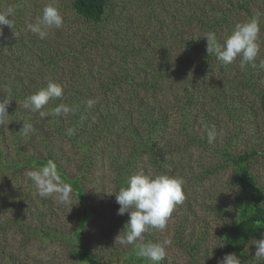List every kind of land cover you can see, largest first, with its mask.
<instances>
[{
	"label": "rangeland",
	"instance_id": "374dc122",
	"mask_svg": "<svg viewBox=\"0 0 264 264\" xmlns=\"http://www.w3.org/2000/svg\"><path fill=\"white\" fill-rule=\"evenodd\" d=\"M48 4L57 7L67 23L59 29H50L42 40L32 34L27 25L34 23ZM109 4L111 18L99 25L103 40L98 45L92 42L96 31L94 25L82 23L81 19L73 16L69 0H20L21 12L18 10L12 17L13 28L3 27L0 70L5 68L6 58H15L18 60L14 62L13 70L3 72L13 71L14 75L34 82L31 94L46 87L49 81L63 89V96L51 100L52 103L49 101L43 111L55 103V107L64 103L72 110L75 108L72 102L74 86L67 88L64 80L50 79L48 55L54 47L64 45L84 49L83 58L96 61L93 73L98 69L97 75L100 79L104 77L106 88L115 87L113 94L107 92L105 95L100 87H96L95 77L85 75L74 79L76 94L79 92L75 98L96 101L89 108L91 115L97 117L98 112L94 110L98 107L100 111L106 110V100L110 102L108 107L114 105L113 99L121 105L108 108L111 116L106 131L100 128L101 124L94 122L89 124L96 128L87 126L81 131L83 138L95 139L88 144L86 152H75L70 151L65 132H58V129L61 132L63 128H70L74 111L66 116L58 115L60 123L49 124L39 113L24 108L25 99H7L10 100L9 114L25 109L31 118L22 120L23 125L31 124L32 131L25 135L23 131L15 130L21 126L17 120L5 125L6 131L1 135L5 143H0L5 159L13 161L19 155L40 157L52 154L54 162L68 177L83 172L86 179H83L85 190L81 200L72 189L71 203L59 204L54 197L42 198L37 194L26 176V171L36 170L35 166L22 167L18 172L5 169L4 178L0 179V264H76L75 248L63 236L78 224L82 214L80 202L87 206L90 217L85 223L82 241L96 257L101 260L115 258L114 262L119 264L121 258L117 259L120 257L117 254L123 257L129 249L135 251L132 245L115 243L116 236L120 232L124 234L123 228L130 217L129 213L117 215L119 205L115 194L111 193L122 187L117 171L120 165L125 164L128 152L134 150L135 144L146 140L158 147L157 151L165 154L166 160L171 162L162 165V175L184 180V200L175 206L165 229H149L144 234V242L162 244L169 241L165 245L166 257L159 262L161 264H194L193 259L196 264H215L223 255L222 227L236 213L232 201L237 193L234 171L217 155V150L227 141L232 142L231 153L234 155L251 149L259 150L248 163L256 183L264 190V111L260 109L259 96L243 82L251 74L255 90L264 91V68L259 67V61L264 59V0H110ZM9 6L16 9L17 0H0L2 11ZM250 19H255L260 27L257 39L259 54L254 62L241 67L240 57H237L231 64L223 65L215 54L208 55L207 40L202 37L206 32H213L217 44L222 47L236 25ZM72 32H79L75 46L61 37L63 33L70 36ZM13 35L12 41L21 43L20 46L12 48L13 43L9 47V42L3 41ZM122 37L120 44L122 46L124 41L122 52L125 53L121 54V49H115ZM187 40L193 44L185 46L184 41ZM140 49V54L131 53V50ZM150 53L155 56L158 68L168 66L169 71L164 74L170 75L164 79L166 87L161 89L163 91L159 90L158 83L154 90L140 94L139 103L135 94H130L129 81L123 78L131 77L134 84L139 82L140 76L158 73L154 63L150 66L144 61ZM116 54H120L119 59ZM41 60H45L43 68L42 63L38 64ZM60 62L70 65L73 61L65 58ZM203 63H208L206 69L202 68ZM176 71L186 73L191 84L203 83L204 98H197V106L195 103L184 114L186 109H181V105L187 100L183 98L187 92L182 87L185 83L182 86L177 84L179 75ZM117 78L120 80L116 81ZM149 107L156 110L147 111L149 114L145 115V108ZM90 112L82 111L78 118L87 121ZM160 114L162 118L158 119ZM46 125L51 129L48 133ZM81 127V124L74 126L79 131ZM206 131L215 134L212 143L205 139L208 145L203 147L201 141L200 144L192 141L194 137L202 139ZM43 138L49 142L44 144L41 142ZM148 154L147 151L138 152L134 166L125 173L127 178L138 172L148 176L160 175ZM85 155L87 162L83 163ZM12 202L21 204L19 215L14 216L15 222L11 221L15 215ZM44 228L50 231V236L37 234ZM261 238L264 234H255L245 245L247 254L257 264H264V260L255 257L256 245L253 243ZM125 264L140 263L130 261Z\"/></svg>",
	"mask_w": 264,
	"mask_h": 264
},
{
	"label": "trees",
	"instance_id": "16d2710c",
	"mask_svg": "<svg viewBox=\"0 0 264 264\" xmlns=\"http://www.w3.org/2000/svg\"><path fill=\"white\" fill-rule=\"evenodd\" d=\"M19 1L20 0H17V6L19 7V9L17 7L16 12L18 10L19 12H21ZM69 1L71 3L70 12L72 13L73 16L81 19L82 23L94 25V28L96 31L92 39L93 44L98 45L99 43H101L100 40H103V39L101 35L102 32L99 30L100 28L99 25H101L103 22H106V20L111 18L110 17L111 8L109 4L110 0H69ZM0 11H2V9ZM65 23H67V20L65 19V17H63V24ZM78 33L79 32H74V33L72 32L71 34H69L70 36H68V34L63 33L61 37H64L66 40H68V42H70L72 45L75 46L77 44L76 36ZM14 38L15 36L13 35V36L6 38L3 41L9 42L8 43L9 47L13 43L12 48L20 46L19 44L21 43L12 41L14 40ZM123 38L124 37L120 38L121 40L116 45L117 49H115L116 51H120L121 49L120 51L121 54L125 53V52H122L124 41L122 43V46L120 44ZM184 42L186 43L185 46L193 44V41L191 40H187ZM113 43L115 44V42ZM0 44H1V41H0ZM133 52H137L138 54H140L141 49L137 51L131 50V53ZM84 53H85L84 49H81L80 47L74 48L71 45H64L63 47H58V46L54 47L48 55V59L50 62V74H51L50 79L51 80L60 79V81L64 80L65 86L67 88L74 86L72 90V92H74L73 95H75L73 97L74 101L70 98L75 105V108L73 107L75 109V110L73 109L74 116H73L72 121L70 122V128L73 129V134L71 136L67 135L66 134L67 129L64 130V128L62 129L61 132L58 129V132L60 134H62V132H65V135L68 137L70 151H75V152L76 151L86 152L87 151L86 147H88V144L91 143L95 139V137L87 139V138H83L82 136V132L87 126L96 128L94 125H90L89 123L92 124V122H94L97 125L101 124L100 128L103 131H106L108 129L107 122L109 121L110 116H111V110H108V108L110 109V107L121 105V104H117L115 100L113 99L114 105H111L110 107H108L110 102L106 100L104 107H107V109L100 111L98 107L96 110H94V112H98V115L95 118L93 115H91L92 112H90L89 107H87V101L89 99L87 100V98H75L76 95L79 94V92H77L76 94L75 89H77V85L74 79L76 77L78 78L84 77L85 75L95 77L94 83L96 87H100L103 90L102 93H104L105 95L107 92H109L110 94L111 93L113 94V92L115 91V87L106 88L107 83L103 82L104 77L100 79V76L97 75V72L99 71L98 69L94 70L96 71V73H93L92 68L94 67V62L96 61L94 58L93 59L87 58V57L83 58ZM119 55L116 54L118 59L120 58ZM65 58H67L68 61L70 62L73 61V62L70 65L60 62V60L62 61V59H65ZM153 58H155V56L152 53H150L148 56H146V60L144 61L147 62L150 66L152 65V63H154V67H155L154 69L158 73H155L153 75L151 73L146 74V76L144 77L140 76V78H138L139 82L134 83V84H133L131 77L126 78L125 76L123 78L124 80L127 79L129 81L128 82L130 84L129 89H131L130 94L134 93L135 97L137 98V102L139 103L141 101V99L138 100V98H140V94H145L146 91L154 90L156 88L154 87V85L160 83L158 84L159 90L163 91L161 89L166 87V83L164 79L165 77H168V75H170V73L166 75L164 74V72L169 71L168 66L164 65L162 68H158L156 58L155 59ZM17 60L18 59H15V58H12V59L6 58L5 59L6 66L4 69L0 70V90H2V92H0V94H2L0 95V100L10 99L12 101H19L20 99H25V97H28L29 95H31L30 92L33 90V86L35 85L34 82H32L31 80L23 79V76L21 75L19 77L17 75H14L13 71L8 74H4V72H9L13 70L14 62ZM3 61L4 60H2V62ZM40 63H42V68H43L45 65V60H41L38 62V64ZM207 65L208 63H203L202 68L206 69ZM121 67L123 68L124 65ZM175 73L179 75L177 84H180L182 86L185 83V86H182V87L186 89V92H187L186 93L187 95L183 97V98H186L187 100H185L183 104L181 105V109H186V111L183 112L184 114V113L189 112L190 109H192L193 106H195V103L198 102L197 98H204L205 95L202 93L203 83L198 82L199 85L191 84L190 82L187 81V79L189 78L186 76V73H183L182 71H176ZM146 77L149 79H147ZM246 79L247 80H243L245 87L252 89L259 96L260 109L264 111V91L255 90L254 85L251 84V74H248ZM21 80H24L25 82H22ZM118 80H120V78L116 79V81ZM160 80L162 81L160 82ZM104 83H105V86H104ZM131 84L133 85L132 86L133 88H131ZM190 85L191 87H189ZM176 88H177V85H176ZM83 91L87 92L85 89H83ZM113 98H118V96L117 97L114 96ZM55 104L54 105L51 104L50 109L47 108V110L45 111L47 113V116L43 120L47 123L49 122V124L55 123V122L60 123L59 118L57 117L58 115L52 113V110H54ZM196 106H197V103H196ZM24 110L21 109L19 111L10 113L9 116L5 118L4 123L0 124V143L3 141L5 143V140L1 139V135H3L6 131L5 125L10 123L12 120H17L18 123L21 124L20 128L19 129L15 128V130L22 131V126H23L22 120L29 121L31 118L28 116L27 113H25ZM145 110L146 112L144 114L147 115V113L149 114V112L156 110V109L149 107V108H145ZM82 111L90 112V115H89L90 118L86 119L88 122L78 118L79 113H81ZM141 116L145 118L143 114H141ZM161 118H162V115L160 114V118L158 119H161ZM79 124H81L82 127L84 126L83 128L82 127L80 128L81 129L80 131L77 128H74V126L77 127ZM49 130L51 129H50V126L48 125L47 133ZM207 134H208V131H206V134H204L202 139L194 137L193 138L194 140L192 141H198L199 144L201 141V144L204 147L208 145L207 142H205V139H207ZM47 141H48L47 138H43L41 140V142H44V144ZM232 145L233 144L231 141L230 142L227 141L226 144L222 145L223 147H221V149L217 150V155H219L223 159L224 165L226 166L230 165L232 170L234 171L233 180H234V183L237 185V193L234 195V199L232 201L233 202L232 207L235 208L236 213L233 214L234 216L232 215L233 217L222 227V245H223L222 254L223 255L218 258L215 264H218V261L222 259L226 254H231V253L236 254L237 257L240 258L242 264H257V262H254L251 256L247 254L245 250V245H247L246 242L250 241L253 235L264 234V205H263L264 190L263 188L258 186V184L256 183L254 176L251 174V171L249 169V163H248L250 160L254 158L255 155H257L259 150L251 149V150L243 151V152H240L234 155L233 153H231ZM157 150H158V147L151 145L148 140L135 144L134 150L131 152L130 151L128 152L129 155L125 161V164H123L122 167L120 165L118 168L117 175L119 176V179H118L119 184H121V186H125V180L127 179L125 173L131 170L132 166H134L135 157L139 151L141 152L147 151L148 153H150L148 154V156L153 160L152 162H153L154 167L156 168L157 173H160V175H162L163 174L162 165L169 164L171 162L166 160L165 154L160 153ZM85 157L86 155L83 158V161H84L83 163L87 162L85 160ZM54 158L55 156H53L52 154H47L46 156H40V157L19 155L18 158H16L13 161L6 160L4 150L1 148V144H0V175H1L0 179L4 178L5 169L11 170L13 172H18L22 170L21 169L22 167L25 168L27 166L33 165L35 166L36 170H38V168L45 166L49 160L54 162L55 161ZM54 163L56 164L57 171L61 177V180L69 184L71 188L75 191V194L78 197V199L81 200L84 196L83 192L85 190V187L83 186L84 185L83 179H86L84 173L79 172V174H77L75 177L70 178L67 176L65 172L62 171L61 167H59L56 162ZM79 204L82 209V214L79 217V222L78 224L75 225L74 230L72 232H70L68 235L63 236L64 239L72 247L75 248L73 255L76 258V264H111V263L116 264V262H114L116 260L115 258L101 260L100 258L96 257L93 254V252L85 246V244H83L82 238H83L84 226L90 217H89L87 206L85 204H82L81 202ZM11 205H13V209H14L13 214H15L11 217V221L15 222L14 216L17 217L19 215L18 212H19V208L21 204L19 202L18 203L12 202ZM21 225L23 226L24 224H21ZM26 230L27 229L25 228V231ZM27 232L29 231L27 230ZM37 232L36 233L39 234L41 237L50 236V231L46 230V228H44L43 230H39ZM54 237H57V236H54ZM63 237L61 236V238ZM117 255L120 256V257H117V259L121 258L119 264H125L130 261L140 263V264H152L151 261L138 257L136 255V252L133 251L132 249H129L127 251L126 256L122 257L121 254H117ZM193 260L195 262L194 264H196V260L195 259Z\"/></svg>",
	"mask_w": 264,
	"mask_h": 264
},
{
	"label": "clouds",
	"instance_id": "9594fccd",
	"mask_svg": "<svg viewBox=\"0 0 264 264\" xmlns=\"http://www.w3.org/2000/svg\"><path fill=\"white\" fill-rule=\"evenodd\" d=\"M16 14V9L12 6L0 12V36H3V27L13 28L12 17ZM63 25V18L57 7L52 4L45 5L42 14L34 23L27 25L28 30L40 39H45L50 29H59ZM260 32L259 24L255 19L238 23L235 30L225 39L223 46L217 44L216 36L213 32H206L202 37H206L208 55L215 54L217 60L223 65L231 64L237 57H240L241 67L249 62H254L259 54V44L257 43ZM259 67L264 68V59L259 61ZM63 96V89L60 85L49 81L46 87L39 89L29 95L24 100V108L32 112L39 113L41 118H45L47 113L43 111L45 105L50 100H55ZM95 100L89 99L87 107L91 108ZM10 100H0V124L4 123L9 115L8 106ZM72 108L64 103L58 104L54 109V114L66 116L72 112ZM24 134L32 131L31 124L22 126ZM66 134L71 136L73 129L66 130ZM215 134L208 131L207 140L212 143ZM26 176L32 181L37 190V194L42 198L54 197L59 204H70L72 188L69 184L63 183L58 174L56 164L49 160L47 164L38 170L26 171ZM184 180L168 175L148 176L143 172L129 176L115 194L116 203L119 205L117 215L129 213V219L123 230L115 238V243L122 246L132 245L136 255L149 260L152 264H159L166 257L165 245L169 241L161 243L144 242V234L149 229L163 231L168 218L176 205L184 200L183 191ZM256 245L255 257L264 260V238L254 240ZM218 264H242L236 254H226L218 261Z\"/></svg>",
	"mask_w": 264,
	"mask_h": 264
}]
</instances>
